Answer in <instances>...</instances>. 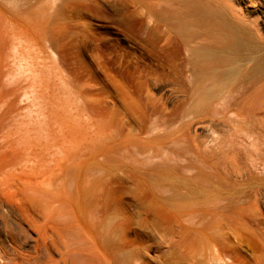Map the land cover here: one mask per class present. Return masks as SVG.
Segmentation results:
<instances>
[{
	"label": "rangeland",
	"instance_id": "374dc122",
	"mask_svg": "<svg viewBox=\"0 0 264 264\" xmlns=\"http://www.w3.org/2000/svg\"><path fill=\"white\" fill-rule=\"evenodd\" d=\"M149 26L148 0H0V135L15 149H34L33 178L48 183L53 161L54 197L71 202L73 194L67 206L75 212L98 208L102 226L131 241L141 263L163 257L167 264H193L200 261L192 252L198 231L238 233L245 224L264 235V155L256 170L249 166L247 180L232 173V156L226 162L230 152L237 156L228 152L236 127L264 153V106L253 104L257 91L248 101L229 93L226 75L206 80L203 89L187 76L155 85ZM169 53L173 60L174 49ZM225 181L240 184L232 189ZM220 198L231 208L214 215Z\"/></svg>",
	"mask_w": 264,
	"mask_h": 264
},
{
	"label": "bare ground",
	"instance_id": "6f19581e",
	"mask_svg": "<svg viewBox=\"0 0 264 264\" xmlns=\"http://www.w3.org/2000/svg\"><path fill=\"white\" fill-rule=\"evenodd\" d=\"M148 18L150 22L152 55L149 76L150 81H153L155 85L166 81L177 83L179 78L187 76L191 78L198 88L203 89L206 87L203 84H206V80L207 82L208 80L214 81L226 75L229 79V84L231 83L229 89L232 92L230 91L229 93L235 95L239 92L238 94L241 93L240 96L242 95L243 97L237 96L236 98H245L244 100H246V95H251L252 91L259 93L262 91L260 95L258 93V97L256 96L257 92L252 95L257 97L256 102L254 100L255 97L252 100H254L253 104L259 103L258 105L264 106V0H148ZM172 49L175 52L173 60L169 58V51ZM171 74L173 78L170 80L169 76ZM148 87L149 84L147 85ZM259 89L260 91H258ZM147 91L149 92V90ZM235 96L231 95V98L234 97L235 100ZM231 98L230 100L234 101ZM244 104L246 105V103ZM248 105L246 106L249 107ZM233 113L234 116L238 115L236 112ZM234 119L237 120L239 118L234 117ZM236 120L231 121L234 122ZM229 123L231 124L230 121ZM234 123L236 124V122ZM234 123H232L233 127H236L237 124L235 125ZM237 123L239 122L237 121ZM240 130H237L236 127L230 132L232 133L233 141L230 143L232 146L229 145L232 149H229L228 152L232 150L234 156L244 157L242 159L243 165L239 164V160H235L236 157L235 159L233 158L231 152L230 154L227 153L228 157L226 158V162L230 158L229 156H232L230 161H235L233 165L236 170L232 171V173H235L237 179L243 178L247 172L251 175L249 166L256 170L257 164L259 165L260 160L263 159L261 156L264 155L258 149L259 147L255 146L257 149L254 147L253 141L255 140L251 141L252 136L250 137L247 134L248 131H244L246 130L244 128V130L242 129V134ZM237 132L238 134H236ZM8 142L6 141L5 133L0 135V264H145L141 263L139 261L140 258L138 259L135 255L136 249L134 251V247L130 244L131 241L129 244L122 242L125 241L123 240L124 238L122 239L124 235L121 236L119 234L121 236L120 240L118 234H116V228L109 229V226L108 228H105V225V227L102 226L101 220L103 219H100L101 217L99 218L97 215H100L101 212H98V208H95L96 206H94L96 210L94 212L88 207H77L79 205L76 202L77 205L74 206L80 209L75 212L71 208L72 206L70 207L71 209L68 207L73 202V194H69L72 196L70 198L71 202H68L69 197L65 198L64 195V198L62 196L60 198L62 200L57 199V196L54 197V193H57V191L53 192L55 186L53 187L54 183H51L53 175L51 163L53 161H50L51 163L47 166L46 173L48 175L46 180L48 179V183L43 180L44 178L39 180L42 176L40 177L39 175L40 178H38V176H35L37 175L36 173L34 175L35 178H33L34 165L30 164V162H33V159L31 160L32 156L36 155L32 151L34 149H15L8 145ZM145 142L147 141L145 140ZM9 143H11V140ZM130 146L132 145L130 144ZM126 156H128V153ZM133 157L135 158V156L131 158ZM138 161L141 163L140 160ZM234 163L237 164L236 167ZM128 164L131 165L130 162ZM223 164L217 166H222L220 169L222 171L220 172L229 177L231 171L226 166L233 168V165H231L232 163L229 165L225 164L226 166ZM135 166L138 167L139 165L137 166L136 164ZM217 166H215L214 170V167L212 168L214 178L216 173L217 176L220 174H218L216 169ZM31 171L33 172L30 173ZM140 171L143 173L142 169ZM140 171H138L139 174L141 173ZM109 174L110 172L107 175ZM108 177H106L107 180ZM235 177L233 174V178ZM247 177L245 178L246 180L248 179ZM222 179L224 180V177ZM242 182H245V180ZM224 183L226 184L227 182L225 181ZM237 183L233 185L231 183V187L228 184L226 186L232 188ZM75 189L77 188L75 187ZM90 190L87 188V191ZM68 191L70 192V190ZM85 191L83 194L88 195L87 191ZM75 193L74 195L78 197V194L76 195ZM84 195L81 194L82 197ZM234 195L232 197L238 196V194ZM87 197L89 196L82 199L86 198L85 200H87ZM229 197L231 198V196ZM90 200L89 203L92 202ZM238 200L241 199L238 198ZM221 201L223 206L216 205L214 215L218 212L220 213L221 209L231 208L230 203L227 205L229 206L228 208L226 204L224 207L223 198ZM225 202H230V200H225ZM239 203H242V201H239ZM222 211L221 213L225 212V210ZM209 213L211 212L209 211ZM115 218L112 222L115 221ZM223 220L227 222L228 217ZM115 223L117 222L115 221ZM224 229L220 228V230L211 231L212 233L209 234L206 231H204L206 233L202 232L204 229L197 232L195 235L196 239H194L199 241V244L197 242L198 246L194 249L192 248L194 250L192 252L196 253L195 256L198 255L197 257H199L200 261L197 259L198 261L195 262L190 259L194 261L193 264H206V259H208L209 264H264V235L256 236L254 231L247 228L245 224L243 232L238 231L237 233L236 231L235 233L234 231H224ZM231 234L235 235L234 240ZM250 238L257 239V244L249 243ZM188 248L190 247L188 246ZM186 254L188 255L189 253ZM195 256L194 258L192 255L190 257L195 259ZM161 258L159 264L168 263L165 258Z\"/></svg>",
	"mask_w": 264,
	"mask_h": 264
}]
</instances>
